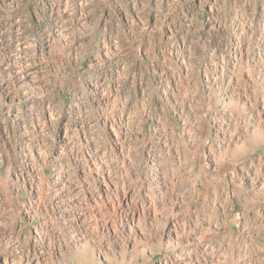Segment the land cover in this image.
Segmentation results:
<instances>
[{"label": "rangeland", "instance_id": "rangeland-1", "mask_svg": "<svg viewBox=\"0 0 264 264\" xmlns=\"http://www.w3.org/2000/svg\"><path fill=\"white\" fill-rule=\"evenodd\" d=\"M0 264H264V0H0Z\"/></svg>", "mask_w": 264, "mask_h": 264}, {"label": "bare ground", "instance_id": "bare-ground-1", "mask_svg": "<svg viewBox=\"0 0 264 264\" xmlns=\"http://www.w3.org/2000/svg\"><path fill=\"white\" fill-rule=\"evenodd\" d=\"M73 173L72 175L58 173L54 177V194L56 196L54 209L63 220L65 227L72 228L71 223H74L81 231L87 220L88 203L94 201L96 197L102 202L103 200L110 202L115 186L109 180L108 170L103 167L97 169L95 175L99 178H95L87 165L76 162ZM83 233L88 235L86 231Z\"/></svg>", "mask_w": 264, "mask_h": 264}]
</instances>
